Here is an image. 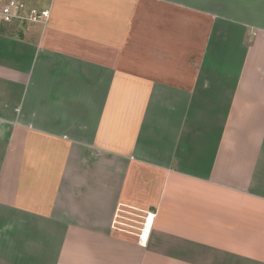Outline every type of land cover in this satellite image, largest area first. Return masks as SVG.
<instances>
[{
    "label": "crops",
    "instance_id": "1",
    "mask_svg": "<svg viewBox=\"0 0 264 264\" xmlns=\"http://www.w3.org/2000/svg\"><path fill=\"white\" fill-rule=\"evenodd\" d=\"M42 3L0 24V264H264V0Z\"/></svg>",
    "mask_w": 264,
    "mask_h": 264
},
{
    "label": "built area",
    "instance_id": "2",
    "mask_svg": "<svg viewBox=\"0 0 264 264\" xmlns=\"http://www.w3.org/2000/svg\"><path fill=\"white\" fill-rule=\"evenodd\" d=\"M48 9L26 8L19 0H0V24L45 23Z\"/></svg>",
    "mask_w": 264,
    "mask_h": 264
},
{
    "label": "rangeland",
    "instance_id": "3",
    "mask_svg": "<svg viewBox=\"0 0 264 264\" xmlns=\"http://www.w3.org/2000/svg\"><path fill=\"white\" fill-rule=\"evenodd\" d=\"M19 2H22L26 8H32V7L38 8L41 5L42 2L44 3V5L45 4L46 5L48 4V0H19ZM13 23L14 24L4 25V27H6V29L9 30V31H11V32H16V31H20L21 29L28 30V27L31 26V25L28 26L27 23L26 24L23 23L21 26H23L25 24V27L24 26L23 27H20L19 26L20 23H17L18 25L15 24V22H13ZM30 24H32V23H30Z\"/></svg>",
    "mask_w": 264,
    "mask_h": 264
},
{
    "label": "trees",
    "instance_id": "4",
    "mask_svg": "<svg viewBox=\"0 0 264 264\" xmlns=\"http://www.w3.org/2000/svg\"><path fill=\"white\" fill-rule=\"evenodd\" d=\"M4 31V28H3V26L1 25L0 26V32H3Z\"/></svg>",
    "mask_w": 264,
    "mask_h": 264
},
{
    "label": "bare ground",
    "instance_id": "5",
    "mask_svg": "<svg viewBox=\"0 0 264 264\" xmlns=\"http://www.w3.org/2000/svg\"><path fill=\"white\" fill-rule=\"evenodd\" d=\"M144 233H142V235H143ZM146 235V234H145ZM145 235L143 236V238L145 237Z\"/></svg>",
    "mask_w": 264,
    "mask_h": 264
}]
</instances>
